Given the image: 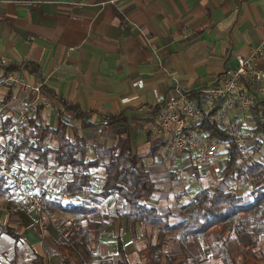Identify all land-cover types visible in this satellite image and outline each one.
<instances>
[{"label": "crops", "instance_id": "crops-1", "mask_svg": "<svg viewBox=\"0 0 264 264\" xmlns=\"http://www.w3.org/2000/svg\"><path fill=\"white\" fill-rule=\"evenodd\" d=\"M263 32L264 0H0V60L4 64L37 63L44 85L83 111L93 112L95 121L101 120L100 115L122 113L139 167L155 182L149 203L171 223L183 220L181 206L200 189L228 185L245 199L250 189L237 176L214 179L207 168H197L196 178L195 167L185 156L170 155L157 132L145 131L144 125L159 111L156 98L175 88L209 83L225 67H233L236 56L245 55L250 46L263 47L257 67L264 71ZM17 75L37 82L25 73ZM7 94L8 89L0 84L2 116L11 109L13 98L18 102L23 98L19 86L5 100ZM52 102L45 106L52 114L47 111L45 123L56 128L57 104ZM91 131L96 135L82 134L89 148L86 159L105 157L89 169L91 188L98 193L103 165L118 139L113 128ZM56 144L49 146L55 148ZM215 159L212 168L219 172L222 168ZM68 170L58 167V174L71 181ZM35 171L40 173L42 167ZM41 179L53 190L47 198L74 205L82 200L62 195L63 185L54 178L42 175ZM195 184L202 187L192 195ZM11 198L0 203V226L19 239L0 229V264H33L34 255L47 264H63L59 244L78 240L84 233L97 256L94 263L120 264L124 257L128 264H146L140 251L157 241L148 226L135 223L127 227L129 205L113 194L98 205L106 216L102 229L99 219L72 227L65 214L49 219L43 213L18 210L8 203ZM201 241L192 238L187 244L193 258L200 254L190 248ZM161 248L166 255L176 254L178 237H166Z\"/></svg>", "mask_w": 264, "mask_h": 264}, {"label": "trees", "instance_id": "trees-1", "mask_svg": "<svg viewBox=\"0 0 264 264\" xmlns=\"http://www.w3.org/2000/svg\"><path fill=\"white\" fill-rule=\"evenodd\" d=\"M0 84L8 89L5 100L9 99L16 84L5 83L8 74L25 73L28 76L43 81L40 67L32 61L20 63L10 61L4 64L0 60ZM207 83L194 84L184 89L187 99L194 102L201 109L204 103V90ZM251 85L246 88L249 90ZM43 102L57 104L54 111L58 120L57 127H50L40 121V111L44 104L38 106L27 119L19 143L12 144L8 156L10 173L22 176L26 170H35L52 164L54 167L69 169L72 179L61 188V194L76 198L82 193L83 187H91L89 169L96 167L100 156L95 160H87L88 143L78 133L79 130H98L113 128L115 136L121 146L111 147L108 160L103 165V184L100 192H91V196L82 199L79 204L64 203L56 198H47L42 193V210L49 219L63 214L70 216L72 227H79L80 222L90 218L101 220V229L105 227L103 215L98 205L102 199L113 194L129 205L125 214L127 227L135 223L148 226L155 231L157 241L149 244L140 251L145 257L146 264H199L197 258H192L187 244L192 238L201 239L209 250L211 259L222 264H259L260 258L264 261V163L248 161L243 157L241 148L233 144L232 139L225 135L216 125L206 118L202 119V131L225 146V165L219 171L208 166V172L215 179L216 176L227 177L237 172V179L243 178L247 182L250 192L248 199L239 196L228 185L226 187L211 185L200 189L194 197L180 208L183 220L171 223L161 216L158 210L149 201L156 191L155 182L150 174L139 167V156L133 152L129 137V126L125 116L105 114L101 120H93L94 113L83 111L78 104L69 102L62 95L56 93L46 85L42 86ZM52 102V103H53ZM159 110V107L156 108ZM66 115L71 118L67 119ZM247 136L253 137L256 144L264 146V100L255 95L254 105L250 110ZM14 124V117L5 115L0 123V155L4 154L6 145L10 143L8 132ZM70 127L72 137L66 133ZM54 140L56 148L49 146V140ZM112 149V150H111ZM116 149V150H115ZM24 151V163L21 165L20 154ZM51 156V159H50ZM243 161L244 167L240 165ZM195 177L198 171L195 167ZM61 173V172H60ZM64 173V172H63ZM9 178L0 177V197H10L8 203L12 206L24 207L11 191ZM16 191V190H15ZM17 194V191H16ZM251 198V200H249ZM7 231L13 239L19 237ZM176 235L179 242V251L176 254L166 255L161 245L166 237ZM63 264H100L94 263L97 258L89 248V239L86 233L78 240L69 239L58 246ZM33 264H47L42 257L34 255ZM120 264H128L125 258Z\"/></svg>", "mask_w": 264, "mask_h": 264}, {"label": "built area", "instance_id": "built-area-1", "mask_svg": "<svg viewBox=\"0 0 264 264\" xmlns=\"http://www.w3.org/2000/svg\"><path fill=\"white\" fill-rule=\"evenodd\" d=\"M262 55L263 47L259 45L248 47L245 55H237L233 67H225L207 83L201 109L186 98L183 93L185 88H175L173 92L157 97L159 111L143 129L157 132L170 155H183L194 167L207 168L225 146L202 131V119L206 118L229 136L235 146L241 148L246 160L264 163V146L256 144L253 137L247 136L248 127L245 130L255 95L264 100V71L257 67V60ZM5 83L18 85L23 98L12 112L14 124L8 132L10 143L6 145L4 154L0 155V177L9 178L10 185L17 191L19 203L25 211L39 213L43 206L42 193L46 197L53 193L52 187L42 181L41 176L54 178L61 186L69 182L68 178L59 176L57 167L49 166L42 167L40 173L27 169L22 176L11 174L8 156L12 144L19 143L30 114L41 104L49 105L43 102L44 83H30L11 73L7 75ZM248 85H251L249 90L246 88ZM20 156L22 165L25 162L24 151ZM240 165L244 167L243 161ZM233 176H237L236 171L228 175ZM92 191L91 187H83L79 197L89 198Z\"/></svg>", "mask_w": 264, "mask_h": 264}, {"label": "rangeland", "instance_id": "rangeland-1", "mask_svg": "<svg viewBox=\"0 0 264 264\" xmlns=\"http://www.w3.org/2000/svg\"><path fill=\"white\" fill-rule=\"evenodd\" d=\"M16 86H18V85H16ZM18 104V100L16 99V98H13V100H12V103H11V109L9 110V112H7V115H10L12 112H13V108L16 106ZM46 111V112H45ZM47 111H49V110H46L45 109V106H44V108H43V110H41L40 111V121L41 122H46V116H47ZM42 112V113H41ZM50 112V111H49ZM48 115H50V116H52V114H51V112L48 114ZM5 115H3L1 118H3ZM50 127L52 126L53 127V125H49ZM249 126V123H247L246 124V127H245V130H246V128ZM83 132H84V135H86L87 134V137H91L93 134H95V133H92L93 131H91V130H79L78 131V133L80 134V135H82L83 134ZM105 132V131H104ZM66 133H67V135L69 136V137H72V131L70 130V129H66ZM96 135V134H95ZM56 144L55 143V141L54 140H52V139H50L49 140V145L50 144ZM115 146H113L114 148H118V146H119V142L118 143H116V144H114ZM56 146V145H55ZM54 146V147H55ZM56 148V147H55ZM112 150V149H111ZM116 150V149H115ZM109 151H110V149H109ZM113 151V150H112ZM111 151V152H112ZM220 152H219V154H218V156H217V158L215 159V164H216V166L217 167H219V168H223L224 167V165H225V148H222V149H220L219 150ZM114 152V151H113ZM50 159H51V156H50ZM208 169V168H207ZM228 182V181H227ZM229 182H230V180H229ZM231 183V182H230ZM197 186H198V188H197ZM202 187V184H200V186L198 185V184H195L194 186H193V189H194V191L192 192V195L197 191V189H200ZM12 193V195H14V192H15V197L17 198V194H16V191L15 190H13L12 189V191H11ZM8 197H0V203L2 204V203H4V202H6V199H7ZM18 199V198H17ZM8 200V199H7ZM18 203H19V201H18ZM20 205V204H19ZM39 213H41V212H39ZM260 250L261 251H263L264 250V246L261 244L260 246ZM191 249V251L193 252V253H195L196 251L200 254V256L196 259L197 260V262L198 263H200V264H222L221 262H218L217 260H214V259H211V257H210V255H209V250L206 248V245L204 244V242H200V243H196V244H194V245H192V248H190ZM196 250V251H195ZM192 258H193V256H192ZM259 264H264V261H263V259L262 258H260V262H259Z\"/></svg>", "mask_w": 264, "mask_h": 264}]
</instances>
